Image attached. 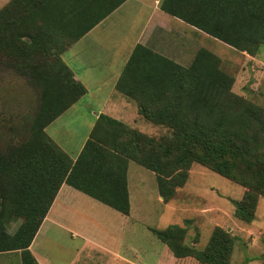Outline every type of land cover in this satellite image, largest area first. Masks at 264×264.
<instances>
[{"label": "trees", "instance_id": "1", "mask_svg": "<svg viewBox=\"0 0 264 264\" xmlns=\"http://www.w3.org/2000/svg\"><path fill=\"white\" fill-rule=\"evenodd\" d=\"M123 1L9 0L0 8V63L36 88L39 100L33 115L9 126L11 135L0 149V252L19 250L21 264H38L28 247L64 182L128 214L129 161L154 173L163 201L186 183L192 163L240 184L245 190L240 200H232L233 216L245 223L254 219L264 196V108L232 91L233 76L205 48L181 66L140 47L164 63L140 76L137 92L153 104L140 103L138 111L167 127V134L154 137L100 115L72 160L46 133L45 127L85 92L62 52ZM160 7L250 55L264 45V0H161ZM4 19L11 31L5 37ZM137 50L119 89L133 72ZM17 132L20 140L13 139ZM17 218L22 222L10 234L5 226ZM151 230L176 257L231 264L234 239L224 228L215 226L203 249L185 243L186 230L178 225Z\"/></svg>", "mask_w": 264, "mask_h": 264}, {"label": "crops", "instance_id": "2", "mask_svg": "<svg viewBox=\"0 0 264 264\" xmlns=\"http://www.w3.org/2000/svg\"><path fill=\"white\" fill-rule=\"evenodd\" d=\"M160 2L124 0L63 51V55H67L66 61L61 54L73 78L85 88V92L51 121L45 131L72 160L76 159L100 115L145 133L153 129L149 125L152 123L138 111L140 103L153 104L152 100L142 97L137 90L141 86L140 81H143L140 76L145 73L144 69H156L164 62L142 48L181 66H188L196 51L202 48L204 35L207 34L165 12ZM136 48L139 50L134 55L133 72L123 78L122 89H119L117 85ZM145 89L149 88L145 86ZM75 111L80 115L78 141L73 143L69 139L62 144L55 136L65 127L70 131V117ZM64 121L68 124L57 125ZM129 163L128 214L65 182L60 185L28 247L38 264H60L58 259L63 260L62 264H100L98 259L103 256L106 260L102 264H142L133 254L136 245L127 237L135 231L132 224L139 219L134 214L132 196L142 202L145 183L139 185L143 177L135 174V180L139 178L140 181L131 189ZM167 247L163 243L155 264L162 262L165 252L168 254ZM16 254L20 258L19 250L0 252V264H7ZM143 264L151 263L145 261Z\"/></svg>", "mask_w": 264, "mask_h": 264}, {"label": "rangeland", "instance_id": "3", "mask_svg": "<svg viewBox=\"0 0 264 264\" xmlns=\"http://www.w3.org/2000/svg\"><path fill=\"white\" fill-rule=\"evenodd\" d=\"M3 1L5 0H0V8L9 0L5 3ZM8 22L9 20L4 19L2 23L4 37L11 32L7 28ZM202 48L215 54L219 58L220 69L233 76V92L264 108V45L255 55H250L214 37L204 35ZM64 52L62 56L66 61L67 55H63ZM38 102L37 89L29 85L13 68L0 63V149L11 135L9 126H17L24 117L33 115ZM79 119L80 115L76 111L72 112L70 131L67 127L62 129L55 136L58 142L65 144L69 139L73 143L78 141L77 135L81 130ZM60 123L68 124L64 121L58 122L57 125ZM149 125L153 129L146 133L148 135L158 137L169 132L167 127ZM20 138L18 132L13 136L14 140ZM129 173L131 189L140 181L139 178L135 180V174H141L143 177L144 181L141 180L139 185L145 183L142 187L144 200L138 202L137 198L132 196L134 214H137L139 219L132 224L135 231L127 237L136 245L137 249L133 254L140 263L148 261L155 264L163 248V243L151 229L178 225L186 230L183 241L198 249L205 247L215 226L224 228L234 239L231 264H264V196L259 197L254 219L245 223L233 216L232 203V200L241 199L245 188L199 163H192L186 183L178 188L168 201L159 197L156 178L150 170L130 162ZM21 222L22 219L18 218L11 220L5 228L12 234ZM166 251L168 254L165 252L162 255L160 264H203L192 256L173 257L174 254L168 247ZM105 260L106 257H99L98 263L102 264ZM58 262L62 264L63 260L58 259ZM7 264H21L20 258L17 254L13 255Z\"/></svg>", "mask_w": 264, "mask_h": 264}]
</instances>
